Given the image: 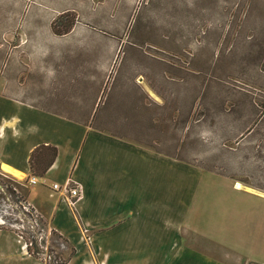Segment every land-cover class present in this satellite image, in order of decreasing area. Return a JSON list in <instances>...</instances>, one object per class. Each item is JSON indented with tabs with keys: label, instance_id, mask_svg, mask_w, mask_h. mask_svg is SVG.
<instances>
[{
	"label": "rangeland",
	"instance_id": "obj_1",
	"mask_svg": "<svg viewBox=\"0 0 264 264\" xmlns=\"http://www.w3.org/2000/svg\"><path fill=\"white\" fill-rule=\"evenodd\" d=\"M32 66L42 79L34 92L52 77L50 100L40 104L52 112L264 194V0H0V85ZM19 113L0 95V120ZM50 155L34 159V174ZM210 180L201 189L213 202L225 189ZM14 190L20 200V186L0 173L2 204L17 201L8 196ZM249 198L241 207L255 210V236L248 229L204 241L210 264H258L223 242L259 243L264 200ZM213 208L204 212L208 223ZM184 239L188 250L199 249Z\"/></svg>",
	"mask_w": 264,
	"mask_h": 264
},
{
	"label": "crops",
	"instance_id": "obj_2",
	"mask_svg": "<svg viewBox=\"0 0 264 264\" xmlns=\"http://www.w3.org/2000/svg\"><path fill=\"white\" fill-rule=\"evenodd\" d=\"M18 71L21 77L7 78L0 85L1 99L14 103L20 112L0 120V173L17 182L23 200L66 243V264H210V252L200 247L204 241L217 244L220 233L240 238L241 230L244 236L248 229L255 236V210L250 204L241 207L242 197L260 201L264 194L238 189L231 178L52 112L40 105L50 100L46 89L52 77L43 79L41 91L34 92L42 80L35 78L40 71L34 66ZM41 146L54 148L56 155L39 176L31 173L29 159ZM31 177L35 184H29ZM205 178L225 189L214 195L213 202L201 189ZM194 186L200 189L195 191ZM71 188L78 189L77 199H69ZM195 202L201 207L198 212ZM207 208H213L209 223ZM241 210L245 220L238 219ZM261 229L259 243L253 241L256 246L247 247L246 240L237 239L223 240L224 246L248 262L264 264ZM187 234L199 249L188 250ZM256 250L258 258H247ZM0 264L43 263L23 253L12 231L0 228Z\"/></svg>",
	"mask_w": 264,
	"mask_h": 264
},
{
	"label": "built area",
	"instance_id": "obj_3",
	"mask_svg": "<svg viewBox=\"0 0 264 264\" xmlns=\"http://www.w3.org/2000/svg\"><path fill=\"white\" fill-rule=\"evenodd\" d=\"M29 184H35L36 178L31 177ZM58 190V185H53ZM9 193L17 201L13 205L2 204L0 200V228H6L14 233L25 255L34 258L43 264H66L68 251L62 238L48 229L39 215L22 198L18 200V192ZM4 195L6 193L4 192ZM78 189L69 190V199L79 197ZM5 200L8 202V199ZM6 203V202H3Z\"/></svg>",
	"mask_w": 264,
	"mask_h": 264
},
{
	"label": "trees",
	"instance_id": "obj_4",
	"mask_svg": "<svg viewBox=\"0 0 264 264\" xmlns=\"http://www.w3.org/2000/svg\"><path fill=\"white\" fill-rule=\"evenodd\" d=\"M64 33H67V31L64 32ZM262 118H263V116L261 117V119ZM44 151L45 152H49L51 155H50V158H49L48 162L46 163V165H44V167L38 172V175L41 176L42 174H44L46 172V170L52 164V162H53V160L55 158V155H56L55 149L52 148V147H45V146L38 147L37 149H35L31 153L30 159H29L30 171H31L32 174L35 173V171H34V159H39L41 153L44 152ZM39 160H38V164L41 166L43 163H41V161H39ZM38 164L35 163V166H38Z\"/></svg>",
	"mask_w": 264,
	"mask_h": 264
},
{
	"label": "clouds",
	"instance_id": "obj_5",
	"mask_svg": "<svg viewBox=\"0 0 264 264\" xmlns=\"http://www.w3.org/2000/svg\"><path fill=\"white\" fill-rule=\"evenodd\" d=\"M15 119L17 120L18 123L20 122V121H19V117H15ZM30 127H32V128H37L36 125H31Z\"/></svg>",
	"mask_w": 264,
	"mask_h": 264
},
{
	"label": "bare ground",
	"instance_id": "obj_6",
	"mask_svg": "<svg viewBox=\"0 0 264 264\" xmlns=\"http://www.w3.org/2000/svg\"><path fill=\"white\" fill-rule=\"evenodd\" d=\"M3 170L6 171V172H8V170H6V169H4V168H3ZM10 172H12V171H10ZM236 185H237V188H238V189H241L240 184H236Z\"/></svg>",
	"mask_w": 264,
	"mask_h": 264
}]
</instances>
